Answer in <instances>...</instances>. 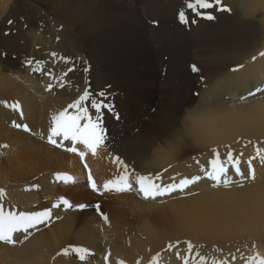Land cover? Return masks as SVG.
Listing matches in <instances>:
<instances>
[{
	"label": "bare ground",
	"instance_id": "6f19581e",
	"mask_svg": "<svg viewBox=\"0 0 264 264\" xmlns=\"http://www.w3.org/2000/svg\"><path fill=\"white\" fill-rule=\"evenodd\" d=\"M27 1L53 29L57 54L67 48L68 57L80 61L76 59L75 65L82 68V80L77 93L66 94L59 84L47 90L49 84L55 85V78L34 71L35 61H41L43 69L48 58L46 48L35 43L44 38L45 27L32 15L22 22L26 29H19L28 31L33 42L27 54L17 41L10 49L3 45L0 30V190L4 193L0 201L17 214L51 211L46 224L14 233L13 239L19 242H0V264H151L154 257L156 264H184L185 260L188 264H249V257L264 259V91H255L264 89V0H221L220 7L229 10L208 9L214 19L193 17L196 22L188 24L178 16L181 11L192 15L186 7L189 0H175L166 22L171 38L188 42L187 52L201 61L195 60L200 64L198 71L177 86L156 63L164 49L147 45L145 32L128 30L113 16L109 20L112 14L99 11L92 0ZM13 3L0 0V27L11 19L15 25L20 23ZM116 10L122 20L124 13L120 15L119 6ZM164 23L157 21L159 27ZM161 30L159 34L156 30L153 40H160ZM55 66L44 69L53 72ZM85 91L95 100L105 93L104 99L115 111L104 112L107 138L95 154L82 144L75 145L85 153L81 158L78 152L66 151L71 142L56 138L62 144L57 147L47 135L52 117L65 109L75 114L68 106ZM81 106L89 107V102ZM89 114L95 118L90 107ZM15 124L26 125L30 131ZM214 151L222 160L231 152L239 161L243 175L229 165L233 183L228 187H214V181L205 177L183 192L155 200L103 189L104 183L121 175L124 166L137 175L154 178L159 173L161 179L156 182L162 185L203 177ZM250 167L254 179L246 178ZM89 171L100 189L96 200L107 198L101 206L107 222L91 201L72 203L89 206L84 209L54 207L61 200L58 185L72 196L88 185ZM57 174L72 180L57 181ZM188 242L193 245L192 254ZM75 248L86 250L83 261ZM64 249H69L67 254Z\"/></svg>",
	"mask_w": 264,
	"mask_h": 264
},
{
	"label": "snow or ice",
	"instance_id": "6c2138e0",
	"mask_svg": "<svg viewBox=\"0 0 264 264\" xmlns=\"http://www.w3.org/2000/svg\"><path fill=\"white\" fill-rule=\"evenodd\" d=\"M220 5L221 0H189V2L186 4V7L191 11L192 15L190 16L189 14L181 11L178 18L181 23L185 24L195 23L196 21L193 17H203L212 20L215 17L206 10L212 8H216L217 10H229L220 7ZM9 23H12V21H9ZM261 55L264 56V53H261ZM52 56L53 58H55L56 54L52 53ZM253 59H255V57H253ZM26 63L32 64L33 61H27ZM41 63V61H35L34 71H44L45 75L51 76V72L40 68ZM192 70L196 72L198 71V68L193 65ZM65 75H67V73H65ZM61 86H63L62 81ZM53 87H55V85L49 84L47 86V90L51 91ZM255 91L260 92L264 91V89L257 88ZM99 95L101 97V99L99 100L90 99L89 92L85 91L78 100L68 106L70 109H75V114H71L67 109H65L64 111H61L57 115L53 116L52 126L50 127L49 133L47 135L48 142L57 147H62V144L58 143L56 139L60 138L61 141H69L73 145L66 148V151L68 152L77 153L78 149L77 147H75V145L82 144L83 146L91 150L93 154H95L98 146L101 145L107 138L103 124L104 112L105 110L109 112L115 111L112 105L107 103L104 99V97H106V94L100 93ZM249 95H255V92H249ZM84 101L89 102V107L95 112V118H93V116L89 114V107L81 106ZM81 121H84V123H81ZM15 127H23L25 131H30V129H28L26 125L21 126L20 124H15ZM78 154L81 156V158H83V156L85 155V153L82 151L78 152ZM117 159L119 158L117 157ZM199 163L200 162L197 161V164ZM249 164H251V162H249ZM229 165L234 169L237 175H243L238 166L239 161L233 159L231 152H228L227 156L222 160L220 153L218 151H214L213 158L208 162L210 170L205 171V175L203 177L197 175L191 178H183L178 183L174 182L163 185L156 182L161 179L159 173L154 178L152 176L137 175L134 172L130 173L127 166H124V170L121 175L104 183L103 189L107 192L136 193L146 200H155L157 197L171 195L173 192H183L188 186L198 183L205 177L211 181H214V187H218L221 184L224 187H228L233 183V181L228 177ZM85 167L87 168L86 164ZM246 178H255L254 171L251 170V167L249 170V176ZM55 180L67 183L72 180V177L64 174H57L55 176ZM88 186L92 191L100 192V189L98 188L97 183L92 177L90 171L88 174ZM3 195V190H0V197H2ZM61 204L69 209L73 207L80 209L89 207L88 205H73L65 198H61L60 202L55 204L54 207H60ZM95 208L105 220V222H107L108 216L101 211V206L99 204H96ZM50 218V210L36 213L20 212L19 214H17L14 211L6 210L3 202L0 201V242L14 245L15 243L19 242L18 240L13 239L14 233H27L29 229L36 228L40 224H46V222ZM56 218L59 219V217ZM172 247V245H169V250H171ZM192 249L193 245L191 244V242H188L189 254H192ZM68 251L69 249H64V254H67ZM73 251L77 254H80V260L83 261L85 259V249L75 248L73 249ZM177 255H179V253H177ZM195 255L199 256V253H196ZM104 259L105 261H107L108 257L105 256ZM199 259L201 262L205 260V258L202 256H200ZM233 259H235V257H233ZM156 260L157 258L154 257L151 264H156ZM253 260H256L258 264H264V259H259L256 257H249V264H251ZM184 264H188V260H185ZM213 264H226V261H214Z\"/></svg>",
	"mask_w": 264,
	"mask_h": 264
},
{
	"label": "rangeland",
	"instance_id": "374dc122",
	"mask_svg": "<svg viewBox=\"0 0 264 264\" xmlns=\"http://www.w3.org/2000/svg\"><path fill=\"white\" fill-rule=\"evenodd\" d=\"M100 1H101V4H100ZM112 1L111 0H104V1L103 0H98V1L92 0L91 3L93 4V6L94 5H95V7L97 6L98 10L100 8L99 11H101V12L103 11L104 14H107V15L112 14L110 16V18H108L109 20L112 19V16H113L114 20L118 19L120 21L121 25H123V23H124V25H125L124 27L126 29H128V28L131 29V27H132L133 32H136V31L145 32V34H146L145 35V37H146L145 42H147L146 43L147 45H149V46L159 45L160 48H163L164 49V50H162L163 51V54H162L163 58H162V60L161 59L157 60L156 63H161L160 66L165 68L167 73L169 72L168 75L170 76L171 82H172V84H174V86H177L178 84L180 85L182 82H184L188 78V76L193 71L191 68L193 66V64L196 67H198L200 65L197 62H195V60H196L199 63H201V61H199V59H196L197 58V57H195L196 55L194 56L190 52H187L188 51V47H187L188 42L184 41L181 38L179 39V41H178V39L173 40L171 38L170 33H169L170 25H169V23H166L168 18H169V15H170L168 10L170 9L172 3H174L175 0H135V2H130L129 4L127 2L124 3L122 0H119V1L115 0L116 3L114 2V0H112ZM179 1H183V0H179ZM96 2H97V5H96ZM121 3H123V4H121ZM179 3H181V2H179ZM160 4H161V6H160ZM118 6H119V9L121 10L120 15H123V13H124L123 17L121 16L122 20H120L115 13L117 11L116 9H118ZM125 6H129V7H125ZM143 6H144V8H143ZM112 7L116 8V9H110ZM140 9H143V10H140ZM149 9L151 11L152 10L153 11L151 12ZM113 11H114V13H113ZM125 12L126 13L130 12V13H127V14H129V15H127ZM13 13H14L15 17L18 18V21H20V23L15 25L14 21L11 19L9 21H12V23H8L9 22L8 21L6 24H4L0 27L1 33L4 35L2 44L3 45L6 44L10 49L11 44H13V42L17 41L22 48L21 50L26 54L29 53L30 52L29 48H30L31 44L33 43L31 38H30V33L28 31L25 32V31H22L19 29H20V27H23V29H26V25H24L22 22H24L26 20L28 15H32L34 17V20L37 21L38 25H41L42 28H44V27L46 28V29L44 28V30H45L44 38L41 37V39L35 41L37 46L43 45L46 48L45 54H48V58H46V60H45V66L46 67L43 66V69L47 68V66H50V64L54 65V66L56 65L53 72L51 69H48V70H50L49 72L52 73V77L55 78V80H54L55 86H57L59 84V86L65 90L64 93H66V94H70L72 92L77 93V91L80 90V88H81V80H82L81 79L82 78V74H81L82 68L79 65H75L77 58L72 59V57H68V56H70L71 52L67 48H64L65 50L62 49V52L59 55L57 54L58 43H56V38L54 37L53 29L46 26V21L44 20V18L38 14L37 9L33 6H31L27 0H14ZM157 13L159 14V18H158ZM144 14L146 17L143 16ZM107 15H105V16H107ZM154 15H155V17H154ZM138 16L139 17L143 16L140 18L145 19V20L147 19V20L146 21L141 20V19H139ZM133 18H134V20H133ZM153 19H155V20H153ZM159 19H161L162 22H165L163 24V27H159V24H157V21ZM138 20H139V22H138ZM135 21H136V24L134 23ZM151 21H153V22H151ZM208 21H209V19H208ZM141 22H143V24H141ZM144 23L147 24V27ZM133 26H134V28H133ZM150 27L151 28L154 27L155 30H154V28L151 29ZM138 28H141V29H138ZM156 30H157L158 34H159V31L161 30L160 35H163L160 38L161 41L160 40L157 41L156 39L153 40L154 36H158V34L156 33ZM154 31H155V33H154ZM163 31H165V32H163ZM166 32H167L168 36H167ZM151 33H154V34H151ZM150 34H151V36H150ZM148 35H149V37H148ZM163 37L165 38V40ZM166 39L169 41H167ZM44 40L47 41L49 44L43 42ZM151 40H152V42H151ZM177 41H178V43H177ZM163 42H165L166 44ZM173 43L175 45H173ZM116 46H117L115 49L116 53H117V55H120V51H118V47L120 45L116 44ZM121 46H122L121 49H124V42L121 44ZM168 48H169V50H168ZM176 50H178V51H176ZM5 51H8V50L6 49ZM52 53H55L57 57L53 58ZM180 53H182V54H180ZM192 56H194L193 59L191 58ZM160 60H161V62H160ZM70 61L71 62L73 61V62L71 63ZM54 62H55V64H52ZM77 62L79 63L80 61L77 59ZM177 62H178V64H177ZM58 63H59V65H58ZM195 63L198 65H196ZM179 65H180V68H179ZM182 68H184V69H182ZM185 71H186V74H184ZM65 73H67V75H65ZM61 81L63 82V86H61ZM91 86H93V82L90 80L89 90L91 89ZM137 153L139 155H142V153L139 151ZM57 194H58V197L60 196V198H65L70 203L77 202L76 204H81V203H86L88 201H91V203L94 202L95 204H99L102 207L105 205V199H107V198L101 197L98 200H96L95 191H92L88 185L81 187L78 190V192L74 195L72 194V196L63 193L62 187L60 185H58ZM88 195H92L93 199L89 198Z\"/></svg>",
	"mask_w": 264,
	"mask_h": 264
}]
</instances>
